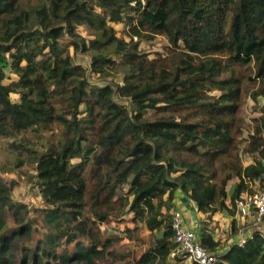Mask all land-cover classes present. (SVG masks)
Here are the masks:
<instances>
[{"label": "trees", "instance_id": "16d2710c", "mask_svg": "<svg viewBox=\"0 0 264 264\" xmlns=\"http://www.w3.org/2000/svg\"><path fill=\"white\" fill-rule=\"evenodd\" d=\"M120 24L129 41L118 35ZM157 37L169 48L152 58L140 46ZM70 48L92 55L99 78L122 72L124 84H91ZM8 71L16 79L7 83ZM257 80L254 101L264 96V0H0V137L20 140L10 146L16 167L33 164L31 189L52 230L26 249L22 263L97 264L113 241H99V229L120 204L151 232L162 231L134 264H167L177 246L169 212L178 191L208 217L200 241L218 253L221 244L205 223L227 212L237 234L236 200L264 182V108L248 149L253 163L242 168L233 157L246 89ZM55 125L63 129L57 145L44 152L29 146L26 133ZM215 161L232 172L221 186ZM233 177L239 183L229 194ZM15 185L0 178V264H14L11 250L32 232L30 206L13 199ZM8 214L16 229L7 228ZM218 264H264V234L218 253Z\"/></svg>", "mask_w": 264, "mask_h": 264}, {"label": "rangeland", "instance_id": "374dc122", "mask_svg": "<svg viewBox=\"0 0 264 264\" xmlns=\"http://www.w3.org/2000/svg\"><path fill=\"white\" fill-rule=\"evenodd\" d=\"M116 30L118 35L122 38H125L129 41L130 37L127 35V29L124 31V25H116ZM79 33L84 37L89 39L90 34L86 27H81ZM68 42V41H65ZM169 48L168 41L163 37H157L153 41H144L141 43L140 49L145 50L152 58H157V54H164ZM70 54L74 60V63L77 65H82L88 71L89 81L93 85L104 86L111 83L123 85V73L118 72L108 78H99L98 75H95L91 71V54H76L73 48H70ZM251 69L253 70V77H255V68L252 65ZM9 78L8 82L16 79V76L8 71ZM261 87V83L257 80L253 88L246 89V95L242 107V118L243 122L241 123V131L238 133L236 138V149L233 152V157L237 159L236 165L241 166L242 168L247 167L252 164L255 156L248 152L253 140V136L256 130V120L261 117L262 109L264 108V96H259L256 101L253 100L252 96L257 90ZM220 92L216 91L213 95H219ZM12 100L14 102L19 101L17 95H12ZM116 101L118 104L128 108L132 111V106L130 101L125 100L124 98L117 97ZM63 129L55 125L53 126L50 132H44L40 135H35L31 132L25 134V137L28 138L31 142V148L39 152H44L50 145H57L60 140L63 139L62 136ZM15 138H3L0 137V178L10 186L12 183H15V188L12 190V197L17 202H23L30 206L31 212L29 213L27 220L31 225L32 232L30 237H23L19 239L13 250H11V255L14 264H23L22 255L26 252V249L35 248L38 242L46 240L48 234L52 231L50 227L46 226L44 223V217L42 214V209L45 207L42 197L36 191L31 189L32 183L30 177L36 174V170L32 163L26 160V154L23 155V158L26 160V164L21 167H16V158L17 154L14 153L13 149L10 147L12 142H16ZM20 140H17L16 143H19ZM16 154V155H15ZM234 162V160H232ZM235 163V162H234ZM216 169V178L217 184L222 185V181L228 176L231 175L230 168L225 165L223 161H215ZM239 183V179L233 177L227 184V190L229 194L232 193V188ZM31 184V185H30ZM252 190L260 189L261 183L252 184ZM119 191V194L125 195V191ZM181 193L178 191L177 194ZM177 199V198H176ZM230 205V201H228ZM92 206L89 203L88 207ZM88 208V209H89ZM87 215L94 218L92 214L88 212ZM116 214H111L110 220L105 223L103 229H99L101 236L98 237L102 240V243L108 239L113 240L112 245L105 253L103 258H99L96 262L97 264H134L135 261L150 247H152L157 238L162 234V231L151 232L145 225V223L136 221L134 214L127 213L128 206L122 211V206L120 204L116 205ZM91 211V210H90ZM163 212L166 213V210L163 209ZM177 211L175 207L170 210L169 215L171 217V223L173 215ZM9 222L7 228L16 229L18 225L14 222L10 214H8ZM208 217L205 216V220ZM230 216L227 212L219 213L216 216L208 219L206 222L207 226L213 228V232H217V236L220 240L226 245L230 242V227L232 229V221H230ZM237 220V219H236ZM27 223V221H25ZM215 224V225H213ZM242 228V227H241ZM245 234V230H244ZM80 241L87 246H91L97 243L99 250H102V246L99 244V241L91 240L89 238H80ZM231 243V242H230ZM65 247V241L63 246L59 249V253H62ZM74 249V244L69 247V250ZM45 263V262H44ZM25 264H28L27 262ZM31 264V262H29ZM168 264V263H167ZM169 264H176L175 262H170Z\"/></svg>", "mask_w": 264, "mask_h": 264}, {"label": "built area", "instance_id": "2783aa9c", "mask_svg": "<svg viewBox=\"0 0 264 264\" xmlns=\"http://www.w3.org/2000/svg\"><path fill=\"white\" fill-rule=\"evenodd\" d=\"M236 206L242 219L254 216V221L260 226L264 222V182L260 189L240 196L236 200ZM172 229L177 245L170 255L173 260L179 257L190 264H218V253L209 252L202 246L196 231L184 226L183 216L179 211L173 215ZM238 235L239 238L234 244L242 246L248 237L244 234V229H241Z\"/></svg>", "mask_w": 264, "mask_h": 264}, {"label": "crops", "instance_id": "0c3cea01", "mask_svg": "<svg viewBox=\"0 0 264 264\" xmlns=\"http://www.w3.org/2000/svg\"><path fill=\"white\" fill-rule=\"evenodd\" d=\"M174 204H175V210L181 212L183 216L184 226L189 230L196 231V233L198 234V238L201 240V233H202L201 230L203 227V223L207 221L205 220V215L199 213L195 205L191 201H189L182 193L177 194V199L175 200ZM236 219H237V225H236L237 234L234 235L230 227V237H231L230 242L231 243L229 242L226 245L217 236L218 233L213 232V228L209 226L210 231L221 244L220 249H219L220 251L218 253L227 251L228 248L231 245H233L235 241L238 240L239 238L238 234L241 229L245 230L246 236L248 238L252 236V234L255 231H260L264 234V222L260 226H257L256 222L254 221V216L248 217L247 219L244 220L241 218L240 214L237 211ZM230 221H232V218L229 220V223ZM168 260L170 262H174V260L171 257H169ZM169 261H168V264H169ZM185 264H190V263L186 262Z\"/></svg>", "mask_w": 264, "mask_h": 264}]
</instances>
